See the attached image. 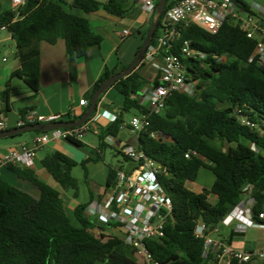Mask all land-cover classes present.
Returning <instances> with one entry per match:
<instances>
[{"label": "trees", "instance_id": "trees-1", "mask_svg": "<svg viewBox=\"0 0 264 264\" xmlns=\"http://www.w3.org/2000/svg\"><path fill=\"white\" fill-rule=\"evenodd\" d=\"M4 1L0 0V27L11 32L21 64L13 77L22 79L35 94L39 91L43 42L54 45L64 40L71 58H85L89 49L101 42L88 19L67 10L64 0H25L16 22L15 15L4 8ZM155 1L157 5L159 0ZM179 2L168 0L150 46L156 43L164 15ZM236 3L241 6L238 14L254 16L244 2ZM72 5L84 12L125 14L118 0H73ZM184 42H190L192 50L205 56L183 60L187 83L195 85V94L174 93L161 113L150 116V126L138 137V150L163 167L164 173L158 179L173 207L164 238L147 241L146 245L160 264H209L203 257V242L194 236L198 222L215 228L248 193L256 217L263 210L264 66L256 58L251 59L258 40L249 39L241 23L225 22L214 35L191 25L181 30L179 43ZM116 74L106 71L93 95ZM113 87L124 97V113L134 111L140 115L146 111L133 99L141 87L137 72ZM7 95H3L5 100ZM243 120L259 128L252 129ZM123 124L116 119L101 130V149L106 147L104 139L116 137ZM68 141L81 146L80 141ZM211 142H219L222 147L216 148ZM192 152L196 155L185 157ZM42 165L61 187H75L71 176L74 161L56 153L46 157ZM8 168L37 188L40 197L0 177V264H140L134 248L86 218L88 205L76 208L80 227H75L56 189L40 181L31 168ZM203 168L213 173L215 182L210 189L196 193L188 185L196 182ZM115 176V170H110L108 187L114 185ZM211 195L217 197L215 204L209 201Z\"/></svg>", "mask_w": 264, "mask_h": 264}, {"label": "crops", "instance_id": "crops-1", "mask_svg": "<svg viewBox=\"0 0 264 264\" xmlns=\"http://www.w3.org/2000/svg\"><path fill=\"white\" fill-rule=\"evenodd\" d=\"M64 1L67 10L88 19L92 31L101 37V42L91 47L85 58H71L67 53L64 40H58L54 45L43 42L41 44L39 91L35 94L22 79L13 77V74L21 67L16 54V43L9 29L0 30V122H3L5 131L18 128V122L28 112H35L40 116L60 115L61 122H70L75 117L85 115L97 81L106 71L118 74L131 66L156 18V11L148 12L142 6L141 0H118L125 11L123 16L113 15L104 10L84 12L72 5L73 0ZM96 1L106 3L108 0ZM242 1L246 3L257 20L259 29L255 38L264 40V5L254 1L251 7L247 1ZM236 7L241 6L236 3ZM4 8L8 9L5 6ZM246 17L241 15L242 19ZM125 31L129 34L124 35ZM160 62V56H156L153 62L144 58L135 70L140 77L141 87L139 94L133 96V99L137 100L143 108L146 105L144 102L146 94L158 83L155 64H160ZM5 93L8 94L6 100L3 97ZM81 100H86L88 106L81 107ZM123 104V95L114 87L110 88L100 97L97 111L94 114V117L103 115L105 118L95 124L92 130L80 140L81 146L60 140L51 142L36 153L31 169L40 181L60 193L67 215L75 227H80L75 217V210L80 205H88L85 216L96 228L102 227L109 233L114 227L112 224L106 225L99 218L100 210L105 208L110 193V187L107 186L109 172L110 170L129 172L132 164L124 159L127 162L126 165L114 166V159L110 162L106 161L105 152L107 148H111L117 155H121L116 149L118 144L138 146V137L129 128V122L139 114L134 111L130 116V113H124ZM110 115L123 121L124 124L116 137L109 136L104 139L106 147L101 149L99 134L101 130L114 123L106 118ZM38 135L21 136L19 140H14L16 138L1 139L0 159L18 146L30 145ZM167 141L171 142L169 139ZM211 145L216 148L222 147L219 142H211ZM56 153L74 161L76 163L74 168L80 166L84 169L87 188L84 193L81 192L78 179L73 176L74 168L71 176L75 181V187L69 188L61 187L45 170L42 161ZM200 175L207 180V189H210L215 182L213 173L203 168L198 177ZM0 177L35 198L40 197L37 188L19 179L9 168L1 167ZM200 188L191 190L200 193L205 189V187ZM247 190L248 187L244 189L245 192ZM249 194H245L241 202L233 206L232 210L239 208L245 216L250 215L253 218L252 224L245 227L243 232L239 229L241 225L239 221H234L229 226L221 225L219 233L214 237L235 249L254 252L264 249V222L258 220L253 213V208L250 207L253 200ZM209 201L215 204L217 197L211 195ZM262 212H264V206Z\"/></svg>", "mask_w": 264, "mask_h": 264}, {"label": "built area", "instance_id": "built-area-1", "mask_svg": "<svg viewBox=\"0 0 264 264\" xmlns=\"http://www.w3.org/2000/svg\"><path fill=\"white\" fill-rule=\"evenodd\" d=\"M8 9L15 15L13 22L20 20V9L25 5V0H8ZM237 0H180L164 15L160 33L156 43L149 46L145 59L151 62L156 56L161 57L160 64H155L158 73V83L146 94L144 102L146 110L143 114L133 117L129 122V128L139 137L150 126V116L159 114L164 109L167 100L174 93L195 94V85L187 83L186 69L183 60L204 55L190 48V42L180 44L181 30L195 25L202 30L217 34L225 22L233 24L241 23V28L249 39H254L258 33V23L254 16L245 19L238 14ZM242 1V0H240ZM244 2V1H242ZM245 3V2H244ZM142 6L148 12L156 11L155 0H141ZM246 4V3H245ZM7 27H0V30ZM8 29V28H7ZM127 31L124 35H128ZM256 58L260 66H264V40H258L251 59ZM81 107H87L86 100L80 101ZM105 116L92 117L80 127L57 129L43 132L36 136L30 145H21L11 150L0 159V168L9 166L19 168H31L36 153L51 142L60 140L80 141L85 137ZM109 122H115L113 115L106 117ZM60 115L40 116L35 112H28L18 122V128L61 122ZM243 124L252 128L259 127L243 120ZM5 131L3 122H0V132ZM152 137L157 135L152 134ZM118 152L123 158L132 164L129 172L115 170V183L110 187L107 204L100 210V220L106 225L114 227L109 235L120 238L125 244L134 248L140 264H160L149 251L147 241H160L164 238L165 224L172 216V202L163 191L159 175L164 169L156 161L146 156L137 147L118 144ZM196 155V152L186 153L185 157ZM254 201L250 207L253 208ZM264 222V212L257 216ZM253 218L245 216L243 211L236 208L223 218L218 226L211 228L204 222H198L194 230L197 240L203 242V257L209 264H264V249L254 252H245L228 246L214 236L219 233L220 226H229L234 221H239V229L245 231V227L252 224ZM116 232V233H115Z\"/></svg>", "mask_w": 264, "mask_h": 264}, {"label": "water", "instance_id": "water-1", "mask_svg": "<svg viewBox=\"0 0 264 264\" xmlns=\"http://www.w3.org/2000/svg\"><path fill=\"white\" fill-rule=\"evenodd\" d=\"M168 0H159V2L156 5V18L153 22V25L151 29L149 30L146 40L144 44L142 45L141 49L139 50L136 59L134 62L129 66L126 70L123 72H120L108 80H106L94 93L90 106L88 107V110L86 114L80 118L79 120L75 122H57V123H51V124H36V125H29L21 128H16L13 130H8V131H2L0 132V140L1 139H7L11 138L20 134L28 133V132H49L52 130H57V129H65V128H73V127H80L84 125L86 122H88L96 113L97 111V106L98 102L100 100V97L110 88H112L116 82L119 80L126 78L129 76L133 71H135L138 66L144 61L145 54L151 44V41L153 40L155 33L159 27L160 20L165 12L166 6H167ZM134 147H137L136 144L132 145Z\"/></svg>", "mask_w": 264, "mask_h": 264}, {"label": "rangeland", "instance_id": "rangeland-1", "mask_svg": "<svg viewBox=\"0 0 264 264\" xmlns=\"http://www.w3.org/2000/svg\"><path fill=\"white\" fill-rule=\"evenodd\" d=\"M67 1L69 2V0H67ZM245 1H247V3L251 7H253L254 1L264 5L263 0H245ZM3 4L6 8L9 7V1L8 0H5L3 2ZM243 15L247 16L246 14H243ZM130 115H131V113L129 114V116ZM37 134L38 133H36V132H28V133H24L21 135L11 137V139L13 140L14 138H16L14 140H19L20 138H22L21 136L27 137V136H31V135H37ZM90 136H91V134H90ZM105 154H106V161L107 162H110L111 159H114V162H113L114 166H120V165H126L127 164V162L124 160V158L121 155H117L111 148H107ZM125 167H127V166H125ZM84 175H85V173H84V169L82 167L79 166V167H76L73 169V176L78 179L81 192H83V193L87 189L86 185H85V176ZM200 187H205V189H207V187H208L207 180L202 178L201 175L198 177V179L195 183L189 185L190 189H198ZM86 196H88V194H86Z\"/></svg>", "mask_w": 264, "mask_h": 264}]
</instances>
